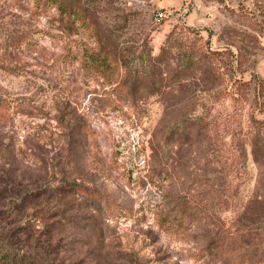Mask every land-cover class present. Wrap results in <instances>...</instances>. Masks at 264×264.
Segmentation results:
<instances>
[{
  "label": "rangeland",
  "instance_id": "1",
  "mask_svg": "<svg viewBox=\"0 0 264 264\" xmlns=\"http://www.w3.org/2000/svg\"><path fill=\"white\" fill-rule=\"evenodd\" d=\"M64 1L0 0V264H264V0Z\"/></svg>",
  "mask_w": 264,
  "mask_h": 264
},
{
  "label": "trees",
  "instance_id": "2",
  "mask_svg": "<svg viewBox=\"0 0 264 264\" xmlns=\"http://www.w3.org/2000/svg\"><path fill=\"white\" fill-rule=\"evenodd\" d=\"M44 3H52L53 5L58 6L59 10L61 11L62 14L66 16V22L67 26L70 29H74L76 27V23L73 22L72 17L74 19H78L81 21V24L85 25L87 23V15L85 13V10L82 9L81 7H78L76 5L70 4L68 2H65L64 0H43ZM89 58V65L96 71L100 73H106L109 70L112 69L113 64L110 63L111 57L108 53H104L103 51H100L98 53L92 52L88 55ZM9 119V114L8 111L4 108L3 103H0V120L6 121ZM256 136V132L254 130L250 131L244 141H241L240 138L238 137L237 143L239 146H242V148L247 146V141L251 140L253 144L255 145L256 141L254 140ZM249 142V141H248ZM237 145V146H238ZM1 156H5L3 151H0ZM231 154L236 155V153L231 152ZM251 155L253 158L255 157L254 161L257 162L256 160L259 158L257 151L253 149ZM65 185V184H63ZM69 189H66L64 186L62 187V191L65 193V190L67 193H81L88 195L90 198H93L94 200H98L102 202L105 205V209L114 217V216H119L123 217L125 216V213L121 211L120 206L116 205L113 201L108 199L105 196L100 195L99 193L95 191H88L83 189L82 186L78 185L77 183H72L70 185ZM62 192V193H63ZM60 193V194H62ZM26 201V199L23 200V203ZM15 203H21V201H15ZM16 206V205H15ZM67 225H75V226H80L83 227L84 229H87L90 231L92 228L95 226V222H82V225H79L78 221H70L69 223H66ZM160 227L162 228L163 231L173 233V234H183L185 233V222H184V216H180L176 213H170L169 216L166 218L164 223H161ZM50 240H46V242H49ZM4 264V263H3ZM31 264V263H30Z\"/></svg>",
  "mask_w": 264,
  "mask_h": 264
},
{
  "label": "built area",
  "instance_id": "3",
  "mask_svg": "<svg viewBox=\"0 0 264 264\" xmlns=\"http://www.w3.org/2000/svg\"><path fill=\"white\" fill-rule=\"evenodd\" d=\"M156 18H157L158 21H160V20H162L164 18V14L160 12V13H158L156 15Z\"/></svg>",
  "mask_w": 264,
  "mask_h": 264
}]
</instances>
